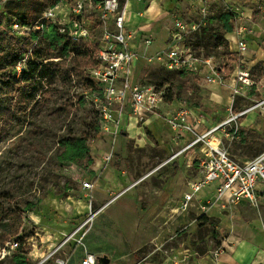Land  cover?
<instances>
[{
  "label": "rangeland",
  "instance_id": "rangeland-1",
  "mask_svg": "<svg viewBox=\"0 0 264 264\" xmlns=\"http://www.w3.org/2000/svg\"><path fill=\"white\" fill-rule=\"evenodd\" d=\"M31 2L12 0L9 6L19 12L16 14L19 18ZM160 2L167 14L172 13L175 18L183 20L186 24L197 25V29L186 36L187 44L199 54H214L219 64L229 62L224 66L227 76L233 70L232 64L238 60L237 54L229 46V38L236 29L237 22H240L252 46L250 54L262 49L260 53L263 59H257V55H253V61L254 59L257 61L251 72L256 82L259 84L264 82V0H202V2L160 0ZM7 5L8 3L0 10V37L3 31L9 30L13 18ZM174 16L172 19L167 17L165 25L163 24L166 32L174 27ZM89 18L94 27V37L84 46L89 48L93 55L82 59L76 56V52L74 54L70 51L71 49L63 52V44L55 42L49 44V39L38 42L37 45L43 50L50 48L52 52L49 60H45L44 63L51 61L57 65L46 68L44 76L37 74L31 90V93L35 94V99L30 104L31 108L26 110L24 106L15 110L9 127L4 131L0 128V246L18 236L25 238L18 250L11 251L5 258L0 257V264H18L14 261L17 255L25 256L27 264L41 262L49 253L43 256L44 249L41 248L45 243H42V236L50 238L45 242L54 239H51L52 235L47 234L41 224L37 223L39 220L37 214H41L43 209L47 208L45 215L48 216L50 208L54 211L51 205H56L58 201L64 208L65 206L69 208L70 204L79 201H87L95 205L93 192L84 190L83 182L94 178L99 171V168L95 169L98 163L100 168L104 165L111 167L120 176H132L155 171L167 157L162 139H157L154 132H149L148 125L141 124L139 126L141 130L136 133L130 130L126 135L116 137L103 130L99 112L86 96L89 89L84 84L85 74L94 62L97 43L103 32L98 23V13L94 12ZM153 35L154 42L151 47L148 51L144 46L141 47V53L145 51L153 53L154 49L159 47L162 49L166 46V38L164 39L160 31L155 29ZM26 37V44L31 43L29 36ZM0 46L3 50L0 59L4 57V60L17 47L11 39L0 40ZM248 61L250 62L249 58ZM78 63H85V66L80 65L76 68ZM135 80L143 85L164 89L172 98L184 101L200 112L211 114L219 110L222 115H227V89L225 87L217 89L216 85L202 80L190 71L166 70L142 57L135 68ZM215 93L223 97L224 101L222 100L220 105L217 104ZM263 96L264 88L260 92L255 89L251 99L248 101L241 99L237 101L235 107L250 106L253 101ZM16 101L15 93L4 91L0 85V119L1 110L4 107H14ZM153 122L151 127L156 132L168 133V126L162 118ZM229 133L224 138L232 137L234 129ZM238 134L239 131L234 133L233 137ZM241 134L254 139L258 144L261 143V149L264 150V139L260 133L242 131ZM67 138H82L80 148L72 150V154L78 157L77 160L68 162L63 158L65 149L62 147V140ZM161 138L164 140L165 136L162 135ZM107 152H112L114 155L110 162H105L103 158ZM180 171L185 170L181 166L172 164L156 172L176 174ZM86 191L87 195H85ZM15 206L20 209L22 215L21 230L18 235L7 237L13 230L10 212ZM198 206L201 210H206L201 205ZM204 219L203 228L199 229L196 235L197 240H192L190 243L191 251L198 250L200 253L210 251L214 256H218L223 251L222 245L225 240L224 235L221 234L219 221L207 216H204ZM176 232L178 237L175 235V240L178 242L168 240L169 236L159 238V243L154 247L158 246L161 254L156 253V256L172 255L175 263H186L194 252L186 251L189 243L181 238L184 232L182 227ZM139 254L143 255L141 251ZM121 263L116 259L111 262V264ZM44 264L56 263L49 260Z\"/></svg>",
  "mask_w": 264,
  "mask_h": 264
},
{
  "label": "built area",
  "instance_id": "built-area-1",
  "mask_svg": "<svg viewBox=\"0 0 264 264\" xmlns=\"http://www.w3.org/2000/svg\"><path fill=\"white\" fill-rule=\"evenodd\" d=\"M8 1L0 0V10L5 8ZM130 1L132 0H56L54 4L47 6L32 24H23L15 19L11 25L13 33L29 37L37 35L32 39L26 54L16 64V75L20 76L28 70V61L34 56L33 49L51 24H55L59 32L66 34L76 47L84 48V45H88L94 37V27L89 16L97 12L98 23L103 32L97 43L95 63L86 72L96 88L89 89L86 96L99 112L103 130L113 137L120 135L125 115L140 123L153 116L162 118L173 130L176 140L191 135L190 141L170 159L196 145H200L203 154L200 159V175L189 181L190 192L184 195L181 206L183 210L192 204L196 193L213 183L217 186L215 200L210 202V205L222 203L225 207L246 200L252 206L259 207L264 192L261 190L264 186V150L240 163L234 160L222 145L221 134L229 135L227 128H233L234 133H237L241 117L258 109L264 114V96L253 101L250 106L235 107L239 97H250L255 89L260 92L264 88V82L259 84L252 76L253 66L248 58H253L254 54L258 56V51L250 54L252 46L240 22H237L236 29L229 38V46L237 54L238 60L227 76L224 66L229 62L219 64L214 54H199L187 44L186 36L196 30L197 25L186 24L183 20L175 18L172 13H169L168 17L172 19L174 16L175 24L169 31L166 46L153 53L146 52L153 44L154 38L140 29L128 26ZM64 11L66 13H63ZM143 46L147 49L141 53ZM142 57L166 70H187L208 83L229 88L231 105L228 116L199 132L197 128L202 125L203 117L195 107L170 97L164 89L143 85L135 80V68ZM113 156L112 152L105 153L104 161L110 162ZM93 187L92 181L83 182V188ZM119 195L116 194L113 199ZM202 208L205 209V205ZM98 212L99 210L89 211L87 218L70 233L64 234L59 244L38 264L47 263L49 260L56 264H65L66 259L58 257V252L72 241L84 247V238ZM19 246L18 238L7 241L0 246V257H7ZM80 264L100 263L96 254L86 251Z\"/></svg>",
  "mask_w": 264,
  "mask_h": 264
},
{
  "label": "crops",
  "instance_id": "crops-1",
  "mask_svg": "<svg viewBox=\"0 0 264 264\" xmlns=\"http://www.w3.org/2000/svg\"><path fill=\"white\" fill-rule=\"evenodd\" d=\"M128 9L130 10L127 21L129 27L140 29L153 37L156 29L167 40L169 31L166 32L163 24L165 25L168 14L162 9L160 0L147 2L132 0L128 4ZM261 50H258L257 59H263ZM249 59L252 66L257 61L255 59L253 61L250 57ZM213 85H216L217 89L224 87L219 84ZM225 89L228 92L227 115H222L219 110L211 114L199 111L203 117L202 125L197 128L199 132L205 131L211 124L220 122L228 116L231 105L230 90L227 87ZM252 95L253 93L250 97H239L238 101L241 99L248 101ZM215 96L217 104L220 105L223 97L218 93H215ZM157 119L160 118L153 116L146 122L140 123L135 118L125 115L119 136L130 133V130L136 133L141 130L139 127L141 124L148 125V131L154 132L157 139H162L166 159L156 167L155 171L132 176H120L111 167L104 165L100 168L98 163L95 169L99 168V171L94 178L87 180L92 181L94 187L84 188L93 192L95 205L87 201H79L70 204L69 208L68 206L64 208L58 201L56 205H51L54 211L50 208L48 216L45 215L47 208H44L41 214H37L39 217L37 223H40L47 234L52 235L51 239H54L45 242L50 238L42 236V243H45L41 248L44 249L43 256L59 244L64 234L70 233L83 222L89 211L99 210L84 238L85 246L77 245L72 241L58 252V257L66 259L65 264H80L86 251L97 256H106L109 259L108 264H111L113 259L121 261V264H177L172 255L156 256V253L161 254V249L154 246L159 243L161 236H169L168 240L178 242L175 238L178 237L176 231L180 227L184 230L181 238L189 243L186 251L194 252L188 262L180 264H264V192L259 207L252 206L246 200L225 207L222 203L210 205V202L215 200L217 186L213 183L196 193L192 204L183 210L181 206L184 195L190 192L189 181L200 175V159L203 154L200 145H196L170 159L190 141L191 135L176 140L173 130L168 125V133H158L151 127L153 121ZM239 124V134L235 135L236 137H233L234 133L228 139L224 138L225 134H221V131L219 134L222 135V145L231 157L243 163L263 150L261 143L258 144L254 139L242 136L241 132L257 131L264 139V115L258 110L248 112L239 119ZM227 129L232 131L233 128ZM162 135L165 136L164 140L161 138ZM141 140L143 141V138ZM172 164L181 166L185 171L176 174L157 173L164 166ZM261 190L264 191V186ZM118 193L120 195L113 199V195ZM198 204L205 205L206 210H201ZM204 216L219 221L221 234L224 235L223 251L218 256H214L210 251L208 253L191 251L190 243L192 240H197L198 230L203 228ZM140 251L142 256L139 254Z\"/></svg>",
  "mask_w": 264,
  "mask_h": 264
},
{
  "label": "trees",
  "instance_id": "trees-1",
  "mask_svg": "<svg viewBox=\"0 0 264 264\" xmlns=\"http://www.w3.org/2000/svg\"><path fill=\"white\" fill-rule=\"evenodd\" d=\"M30 1H32L31 4L24 11L22 16L18 18L16 14H19V12L17 10H14L13 8H10L9 3H11L12 0H9L7 8L8 11L12 13L13 18L8 28L9 30L3 31L2 36L0 37V40L2 41L6 39H11L17 45V47L14 48V52L6 56L5 58L6 60H4V57L3 59H0L1 89L9 93H15L17 97V101L14 104V107H4L3 110H1L2 115L0 119L1 122L0 128L3 131L9 127V124L15 115V110H19L24 106L26 107V110L28 108H31L30 104L32 103L33 99H35V94L31 93V90L36 81L37 74L38 76L39 75L44 76L46 68L49 69L51 68L52 65H57V63L51 61H48L47 63L45 62L46 63L45 64L44 61L49 60L52 52L51 50H49L50 48H48V50L45 49L43 50L39 45H37L33 49V55H34L33 58L32 59L30 58L28 61V70H26L20 76L16 75V68H15L16 64L26 54V52L28 51V47L31 45L32 42L26 44L25 42L26 41L25 39H27L26 36H21L13 33L11 31L12 23L14 22L15 19H18L23 24H32L41 15L43 10L47 6L54 4L56 0H30ZM15 7L18 8L17 6ZM35 37H37V35H32L29 38L32 41V39ZM43 39H49V44L52 42H55L57 44H63L62 47L63 52H67L69 51V49H71L70 51H72L74 54L76 52V56H79L82 59L89 58L93 55L92 51L89 48L86 47L79 48L73 45L66 34L59 32L55 24H51L47 28L45 33L41 36L39 43H41ZM2 51L3 50L0 46V53H2ZM96 51L97 48L95 50V53ZM94 63H95V55H94L93 64ZM80 65L84 67L85 63L82 64L78 63L76 65V68L80 67ZM84 84L88 89L96 88L95 83L89 78L87 73L85 74ZM81 142H82V138H67L65 140H62V147L65 149L63 152V158L65 161L69 162L78 159V157H76L75 154H72V150L73 148H77V149L80 148ZM10 219L12 221L11 224L13 225V230L9 232L7 237L18 235L21 230L22 215L20 209H18L17 206H15L14 209L10 212ZM17 238L19 239L20 243H22L23 240L25 239L24 236H18ZM18 249L19 248H17V250ZM14 261H16V263L18 264H27L25 256L17 255V258L14 259Z\"/></svg>",
  "mask_w": 264,
  "mask_h": 264
},
{
  "label": "water",
  "instance_id": "water-1",
  "mask_svg": "<svg viewBox=\"0 0 264 264\" xmlns=\"http://www.w3.org/2000/svg\"><path fill=\"white\" fill-rule=\"evenodd\" d=\"M98 260L100 264H108L109 259L106 256H98Z\"/></svg>",
  "mask_w": 264,
  "mask_h": 264
}]
</instances>
